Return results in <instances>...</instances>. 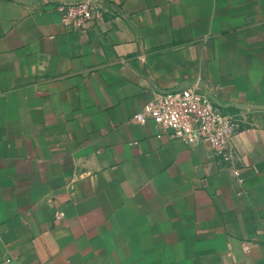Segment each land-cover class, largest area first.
Instances as JSON below:
<instances>
[{
	"label": "crops",
	"instance_id": "1",
	"mask_svg": "<svg viewBox=\"0 0 264 264\" xmlns=\"http://www.w3.org/2000/svg\"><path fill=\"white\" fill-rule=\"evenodd\" d=\"M65 1L0 0V264H264V0H120L85 32ZM184 89L235 116L222 154L135 121Z\"/></svg>",
	"mask_w": 264,
	"mask_h": 264
},
{
	"label": "built area",
	"instance_id": "2",
	"mask_svg": "<svg viewBox=\"0 0 264 264\" xmlns=\"http://www.w3.org/2000/svg\"><path fill=\"white\" fill-rule=\"evenodd\" d=\"M120 0H69L58 7L63 25L85 32L97 24ZM141 125L153 122L159 137L186 145L207 143L216 153L225 152L237 131L235 116L223 112L208 93L193 89L175 90L152 97L142 111L134 115ZM234 177L240 181L239 171ZM244 251L249 247L244 246Z\"/></svg>",
	"mask_w": 264,
	"mask_h": 264
}]
</instances>
